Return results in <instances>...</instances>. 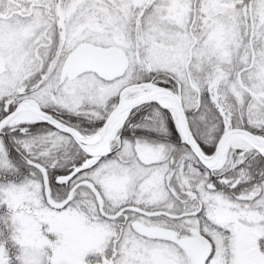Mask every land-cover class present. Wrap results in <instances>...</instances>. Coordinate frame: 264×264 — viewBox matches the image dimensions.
<instances>
[{
  "label": "snow or ice",
  "instance_id": "obj_1",
  "mask_svg": "<svg viewBox=\"0 0 264 264\" xmlns=\"http://www.w3.org/2000/svg\"><path fill=\"white\" fill-rule=\"evenodd\" d=\"M0 264H264V0H0Z\"/></svg>",
  "mask_w": 264,
  "mask_h": 264
}]
</instances>
